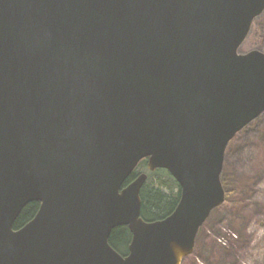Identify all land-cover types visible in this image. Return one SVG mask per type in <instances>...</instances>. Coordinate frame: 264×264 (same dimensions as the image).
Segmentation results:
<instances>
[{"label": "water", "instance_id": "obj_1", "mask_svg": "<svg viewBox=\"0 0 264 264\" xmlns=\"http://www.w3.org/2000/svg\"><path fill=\"white\" fill-rule=\"evenodd\" d=\"M264 0H0V264H182L264 113ZM181 189L141 217L142 160ZM35 217L15 229L22 210ZM132 234L123 256L112 231Z\"/></svg>", "mask_w": 264, "mask_h": 264}, {"label": "rangeland", "instance_id": "obj_2", "mask_svg": "<svg viewBox=\"0 0 264 264\" xmlns=\"http://www.w3.org/2000/svg\"><path fill=\"white\" fill-rule=\"evenodd\" d=\"M252 50L264 52V12L240 48ZM223 171L233 183L230 197L211 213L182 264H264V113L230 143Z\"/></svg>", "mask_w": 264, "mask_h": 264}, {"label": "trees", "instance_id": "obj_3", "mask_svg": "<svg viewBox=\"0 0 264 264\" xmlns=\"http://www.w3.org/2000/svg\"><path fill=\"white\" fill-rule=\"evenodd\" d=\"M147 168V160H142L133 174L128 178L125 186L131 183L141 173L139 169ZM148 169V168H147ZM149 171V170H148ZM221 180L226 192V201L230 197L229 184H233L222 172ZM231 182V183H230ZM141 217L146 222L163 220L176 209L181 196V189L177 181L165 169L149 171L147 180L141 189ZM225 201V203H226ZM39 202L29 203L15 222V229H19L30 222L39 209ZM200 232V231H199ZM132 234L127 226L115 228L110 236V245L121 255L129 252Z\"/></svg>", "mask_w": 264, "mask_h": 264}]
</instances>
